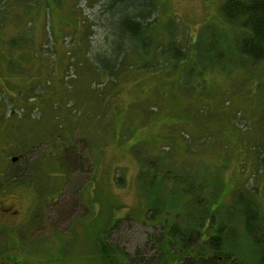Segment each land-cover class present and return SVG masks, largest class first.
I'll list each match as a JSON object with an SVG mask.
<instances>
[{"label":"trees","instance_id":"1","mask_svg":"<svg viewBox=\"0 0 264 264\" xmlns=\"http://www.w3.org/2000/svg\"><path fill=\"white\" fill-rule=\"evenodd\" d=\"M41 1L0 0L2 5L11 2L15 6H23L20 19L28 15V20L33 19L35 5ZM4 6L9 8V4ZM1 8L3 6L0 5V13ZM161 11L160 0H107L96 16L100 19L103 35L97 37L95 45L89 44V33L76 36L75 29L69 36V43L66 36L60 37L63 49L57 53L54 45L51 48L49 44L51 37L57 42V36H40L49 47L42 51L40 39L39 53L33 50L32 36H9L5 39L8 73L21 71L18 60L25 52L37 53V59H45L40 69L47 68L50 72L53 67V72L48 74L43 83L33 81L23 86L12 77H2L0 194L31 186L36 187L35 191L39 193L45 187L36 185L38 181L34 177L40 163L48 161V158L42 150L31 144L34 138L31 126L45 115L61 121L65 117L62 111H68V108L71 113H76L75 103L70 100L61 102L60 95L74 88V81L83 78L81 76L88 75L91 78L89 83L96 102L101 100V91H107V97L119 93L118 85L127 77L156 71H161L168 81L159 96L166 90L172 92L178 89V93H183L190 102V94L198 90L193 100L202 102L203 96L208 93L204 77L206 71H216L231 82L237 71H249V66L254 68L264 62V0H221L219 12L228 29L217 31L211 24H206L198 30L194 40L191 36L179 34L184 32L178 18L170 16L162 24ZM74 43L73 49H68ZM49 88L55 93L56 99L47 103L43 97ZM252 89H261L263 93V101L260 102L262 112L258 121V124H262V138L253 136L250 146L254 161L260 166L264 160V83L255 82ZM57 90L63 92L58 94ZM9 91H15L22 102L18 103L10 97ZM171 95L175 97L176 94ZM219 95L217 101L223 94ZM11 105H15L13 114H9ZM200 105L203 107L193 110L191 118L202 116V120L205 119L206 105ZM98 106L102 118L103 104ZM147 106L139 114L149 115L157 111L154 106ZM140 121L142 123V119ZM169 126L171 124L165 126L166 129ZM170 128L174 129L172 126ZM167 133L165 137L169 138ZM73 137L72 142L77 147ZM184 137L187 136H181L183 140ZM52 138L63 140L58 132ZM215 139L210 132L209 136L201 138V142L212 143ZM43 144L40 142L39 147ZM169 146L171 144L162 145L156 151H151L143 142L132 146V154L139 165L137 183L146 203L145 218L133 219L126 214L102 229L95 243L101 264H264V184L260 185L256 181L248 186L256 171L245 184L230 190L222 198L225 187L222 177L224 164L210 165L188 144L181 158H178L176 150ZM244 149L248 151L247 143H244ZM70 151L75 153L72 147H68L54 157L59 158V162H65ZM78 151L80 154L76 155L80 157L79 148ZM239 162L246 160L239 159ZM65 165L69 167L66 162ZM117 182L123 184L124 179L118 176ZM88 208H91L90 201ZM35 220L34 214L30 218L31 226L37 224ZM135 223L146 229L132 243L129 235ZM84 226L85 223L81 230ZM57 236L61 239V236ZM61 241L64 249L65 240ZM126 242L132 243L131 248L125 247ZM7 258L12 261L10 256ZM18 261L12 263L17 264Z\"/></svg>","mask_w":264,"mask_h":264},{"label":"rangeland","instance_id":"2","mask_svg":"<svg viewBox=\"0 0 264 264\" xmlns=\"http://www.w3.org/2000/svg\"><path fill=\"white\" fill-rule=\"evenodd\" d=\"M106 1L42 0L36 3L35 13L34 9L30 11L34 13L32 20H28V15L20 19L23 6H15L11 2L2 5L0 2L3 6L0 13V86L3 76L12 77L23 86L33 81L43 83L48 74L53 72V67L50 72L47 68L40 69L45 59L36 58L40 36L58 37L57 42L52 37L49 42L51 48L54 45L56 53L63 49L60 37L66 36L69 43V36L75 29L76 36L89 33V44L95 45L97 37L103 35L100 19L96 16ZM160 3L161 23H165L170 16L178 18L184 32L179 33L181 36H191L194 40L198 30L206 24H211L217 31L228 29L219 12L221 0H160ZM6 4H9V8L4 6ZM4 12L5 16L2 17ZM9 36H32L33 50L37 52L21 54L18 60L21 71L12 74L7 72L6 66L8 53L5 39ZM75 43L68 49H73ZM40 45L42 51L49 47L45 39H41ZM15 54L17 56V52ZM249 68V71H237L231 82L216 71H206L204 77L208 93H205L202 102L193 100L198 90L190 94V102L183 93H178V89L172 92L166 90L159 96L168 85L161 71L129 76L118 85L119 93L107 97V91H101V100L98 102L94 98L88 75L74 81V88L70 91L62 93L57 90L58 94L62 93L61 102L70 100L75 103L76 113H71L68 108V111H62L65 117L61 121L45 115L31 126L34 136L31 144L42 150L48 158V161L40 163L34 177L38 181L36 185L45 187L39 193L35 191L36 187L31 186L0 194V244L5 247V250L2 248L4 264H13L12 261L18 260L17 264H101L95 243L102 229L126 214L133 219L145 218L146 203L137 183L139 165L132 154V146L139 142L145 143L151 151L171 144L169 148L176 150L178 158H181L188 144L210 165L224 164L222 177L225 187L222 198L230 190L245 184L254 171L256 174L248 186L256 181L263 185L264 160L258 166L250 146L253 136L262 138V124H258V121L262 112L260 102L263 101V93L261 89L252 88L255 82L264 83V62ZM240 82H243L242 86ZM50 90L43 97L47 103L56 99L55 93ZM14 93L8 92L15 101L22 102V98ZM172 93L176 94L175 97H172ZM220 93L223 95L217 101ZM177 95L180 97L176 98ZM201 103L206 105L205 119L202 120V116L191 118L193 110L203 107ZM102 104L101 118L98 105ZM146 104L149 105L147 107L154 106L157 111L149 115L139 114ZM13 109L15 105L10 106L9 114H13ZM138 119H142V123ZM170 124L174 129L171 126L166 129L165 126ZM73 131L77 147L72 142ZM55 132L63 140L53 139ZM210 132L217 138L216 141L202 143L201 138L209 136ZM166 133L169 138L165 137ZM182 135L187 137L183 140ZM40 142L45 144L39 147ZM244 143L249 145L247 152ZM68 147H72L75 153H68L65 162L69 167H66L64 161L59 162V158L55 159L54 156ZM78 148L80 157L76 155L80 154ZM239 159H245L246 162L240 163ZM118 176L124 179L123 184H118ZM34 214L37 226L30 225V218ZM134 227L129 235L132 243L146 229L137 223ZM61 240H65L64 249ZM131 242H126L127 249L131 248Z\"/></svg>","mask_w":264,"mask_h":264},{"label":"flooded vegetation","instance_id":"3","mask_svg":"<svg viewBox=\"0 0 264 264\" xmlns=\"http://www.w3.org/2000/svg\"><path fill=\"white\" fill-rule=\"evenodd\" d=\"M18 188H20V187H18ZM0 233H2V226L1 225H0ZM1 238H2V236H1ZM2 246H4V245L0 244V264H4V262L2 261ZM4 250H5V247H4Z\"/></svg>","mask_w":264,"mask_h":264},{"label":"water","instance_id":"4","mask_svg":"<svg viewBox=\"0 0 264 264\" xmlns=\"http://www.w3.org/2000/svg\"><path fill=\"white\" fill-rule=\"evenodd\" d=\"M15 158H13V160H14Z\"/></svg>","mask_w":264,"mask_h":264}]
</instances>
